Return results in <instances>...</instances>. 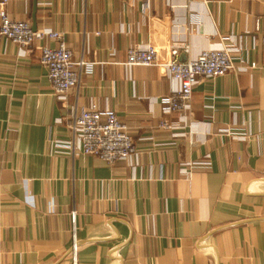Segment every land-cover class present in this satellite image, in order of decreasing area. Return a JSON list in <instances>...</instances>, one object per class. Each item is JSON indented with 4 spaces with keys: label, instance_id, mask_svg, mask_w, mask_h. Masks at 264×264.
<instances>
[{
    "label": "crops",
    "instance_id": "crops-1",
    "mask_svg": "<svg viewBox=\"0 0 264 264\" xmlns=\"http://www.w3.org/2000/svg\"><path fill=\"white\" fill-rule=\"evenodd\" d=\"M8 11L62 31L94 64L60 101L41 62L55 41L22 55L0 38V264H264V0H12ZM170 43L181 60L234 43L236 64L257 67L204 77L190 118L160 126L178 83L162 65H128L127 51L152 44L170 59ZM92 102L137 126L133 159L72 153L70 123ZM203 161L211 169L188 170Z\"/></svg>",
    "mask_w": 264,
    "mask_h": 264
},
{
    "label": "built area",
    "instance_id": "built-area-1",
    "mask_svg": "<svg viewBox=\"0 0 264 264\" xmlns=\"http://www.w3.org/2000/svg\"><path fill=\"white\" fill-rule=\"evenodd\" d=\"M11 1L0 0V38L16 43L22 55L28 54L37 40L55 41L53 46H41V62L48 69L53 90L60 101H64L67 92L80 83L83 70L91 72L94 62L85 60L77 52V45L66 41L62 31L52 28L34 29L29 21L12 18L8 11ZM167 48L172 54L170 59H162L160 49L152 44H132L127 51L128 65H162L178 83L170 94L160 99L165 118L158 124L164 127H170L174 112L190 118L194 89L204 77L221 76L230 70L250 71L257 67V63L253 61L242 60L240 64H236V53L240 49L234 43L204 49L187 60L179 58L180 50L177 45L170 43ZM136 127L129 121L120 120L114 110L102 109L92 102L81 113L74 115L70 123L72 138L67 143L73 154H91L114 164L131 160L136 154L137 147L133 137ZM218 132L245 139V136L234 135L230 128L220 129ZM209 169L211 165L205 161L191 163L188 168L191 171Z\"/></svg>",
    "mask_w": 264,
    "mask_h": 264
}]
</instances>
